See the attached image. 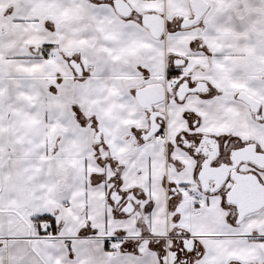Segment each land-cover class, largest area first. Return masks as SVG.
I'll list each match as a JSON object with an SVG mask.
<instances>
[{"label":"snow or ice","instance_id":"obj_1","mask_svg":"<svg viewBox=\"0 0 264 264\" xmlns=\"http://www.w3.org/2000/svg\"><path fill=\"white\" fill-rule=\"evenodd\" d=\"M0 264H264V0H0Z\"/></svg>","mask_w":264,"mask_h":264}]
</instances>
